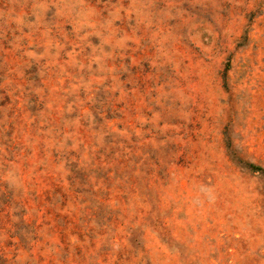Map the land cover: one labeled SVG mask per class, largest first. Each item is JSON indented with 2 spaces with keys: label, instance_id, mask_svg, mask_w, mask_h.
Returning a JSON list of instances; mask_svg holds the SVG:
<instances>
[{
  "label": "rangeland",
  "instance_id": "rangeland-1",
  "mask_svg": "<svg viewBox=\"0 0 264 264\" xmlns=\"http://www.w3.org/2000/svg\"><path fill=\"white\" fill-rule=\"evenodd\" d=\"M264 0H0V264H264Z\"/></svg>",
  "mask_w": 264,
  "mask_h": 264
},
{
  "label": "trees",
  "instance_id": "trees-1",
  "mask_svg": "<svg viewBox=\"0 0 264 264\" xmlns=\"http://www.w3.org/2000/svg\"><path fill=\"white\" fill-rule=\"evenodd\" d=\"M252 166H253V168H255L256 170H261V171L264 170L262 167H260V166H258V165H252Z\"/></svg>",
  "mask_w": 264,
  "mask_h": 264
}]
</instances>
